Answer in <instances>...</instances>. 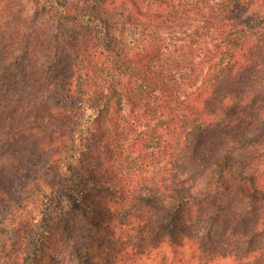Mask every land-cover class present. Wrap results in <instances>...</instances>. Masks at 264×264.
Here are the masks:
<instances>
[{"label":"trees","instance_id":"trees-1","mask_svg":"<svg viewBox=\"0 0 264 264\" xmlns=\"http://www.w3.org/2000/svg\"><path fill=\"white\" fill-rule=\"evenodd\" d=\"M89 211L112 264H264V0H0V264H91Z\"/></svg>","mask_w":264,"mask_h":264},{"label":"rangeland","instance_id":"rangeland-1","mask_svg":"<svg viewBox=\"0 0 264 264\" xmlns=\"http://www.w3.org/2000/svg\"><path fill=\"white\" fill-rule=\"evenodd\" d=\"M106 232L103 230L102 222L94 216L93 212L89 211L81 215L80 229L78 234V241L85 243L87 247H83L90 257L91 264H112V252L110 248H105ZM74 251L69 248L67 250L68 257H74ZM67 254H62L60 260L64 261ZM65 262V261H64ZM69 264V261H67ZM73 264V261L70 262Z\"/></svg>","mask_w":264,"mask_h":264}]
</instances>
